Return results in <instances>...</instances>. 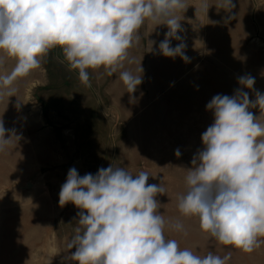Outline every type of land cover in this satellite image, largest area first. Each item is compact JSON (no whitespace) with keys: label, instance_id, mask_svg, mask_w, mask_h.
Instances as JSON below:
<instances>
[{"label":"rangeland","instance_id":"1","mask_svg":"<svg viewBox=\"0 0 264 264\" xmlns=\"http://www.w3.org/2000/svg\"><path fill=\"white\" fill-rule=\"evenodd\" d=\"M184 14L177 16L190 62L159 54L168 29L146 20L140 42L129 49L134 62L125 63V70L143 75L131 96L119 72L110 76L103 68L89 69L91 87L83 85L60 48L18 77L11 97L0 95V120L22 137L0 152V264H75L69 259L75 249L67 244L80 210L59 205L61 186L72 167L83 176L110 164L133 175L146 171L148 184H161L159 211L166 221L183 224V231L166 228L165 236L181 249L229 256L227 264H264V245L248 253L219 244L196 219L180 213L177 200L203 147L202 133L213 123L207 103L217 94L232 96L244 75L254 77V89L264 93V0H235L226 26H203ZM14 66V59L4 57L0 76Z\"/></svg>","mask_w":264,"mask_h":264},{"label":"clouds","instance_id":"2","mask_svg":"<svg viewBox=\"0 0 264 264\" xmlns=\"http://www.w3.org/2000/svg\"><path fill=\"white\" fill-rule=\"evenodd\" d=\"M227 5V10L217 6L231 12L232 0ZM186 8L184 0H0V63L4 57L15 60L11 73L0 76V95L11 97L13 82L60 48L83 85L91 87L89 69L103 68L110 76L119 72L131 96L143 75L125 70V63L134 62L129 49L140 42L146 20L168 29L159 54L190 62L177 16ZM172 40L180 43L172 47ZM137 71L143 73L141 65ZM238 84L232 96L217 94L207 103L213 123L202 133L203 147L191 160L177 200L180 213L196 219L202 232L250 253L264 245V93L254 89L251 75L238 77ZM21 138L0 120V152ZM175 155L180 157L179 149ZM149 177L111 164L83 176L69 169L59 205L80 210L67 244L75 249L69 259L75 264H227L229 256L212 251L201 256L166 238V228L183 231V224L165 220L156 198L164 188L148 184Z\"/></svg>","mask_w":264,"mask_h":264},{"label":"crops","instance_id":"3","mask_svg":"<svg viewBox=\"0 0 264 264\" xmlns=\"http://www.w3.org/2000/svg\"><path fill=\"white\" fill-rule=\"evenodd\" d=\"M184 3L187 6L184 12L181 11L182 13H186L184 14V17L189 19H201L203 26H226V24L222 23H225V20L228 19L230 12H226L217 5H224L225 9L227 10V0H184ZM232 3L235 5V0H232ZM205 5L210 6L208 11L206 10ZM193 10L196 11V15L192 13ZM230 11L233 12L234 17L235 6L230 9ZM205 32L206 31L204 30L203 33Z\"/></svg>","mask_w":264,"mask_h":264}]
</instances>
